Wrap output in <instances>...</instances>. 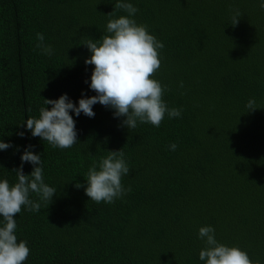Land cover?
I'll return each instance as SVG.
<instances>
[{
	"label": "trees",
	"instance_id": "16d2710c",
	"mask_svg": "<svg viewBox=\"0 0 264 264\" xmlns=\"http://www.w3.org/2000/svg\"><path fill=\"white\" fill-rule=\"evenodd\" d=\"M116 2L0 0V140L13 145L0 150V180L17 182L12 169L31 144L45 183L56 189L51 204L31 194L41 210L25 207L16 216L18 242L30 248L25 264H205L202 226L264 264L261 0H126L138 9L136 22L164 44L153 78L167 86L163 99L181 116L129 130L113 109L96 104L94 118L71 113L79 142L64 150L27 130L44 98L67 94L78 106L82 94L96 95L83 44L107 35ZM236 10L241 17L233 27ZM122 15L116 10L115 18ZM37 33L52 46L51 56L37 48ZM252 99L257 109L249 112ZM122 148L130 168L122 184L131 192L111 205L91 201L89 168ZM23 169L28 175L33 165Z\"/></svg>",
	"mask_w": 264,
	"mask_h": 264
},
{
	"label": "clouds",
	"instance_id": "9594fccd",
	"mask_svg": "<svg viewBox=\"0 0 264 264\" xmlns=\"http://www.w3.org/2000/svg\"><path fill=\"white\" fill-rule=\"evenodd\" d=\"M264 10V0L260 2ZM116 10H122L127 15L115 18ZM138 9L126 0H117L114 11L106 25L107 35L99 41L88 39L83 44L91 53L85 60L86 65L94 66L91 74L90 89L96 93L91 97L82 94L78 106L70 100L67 94L58 99L44 98L46 107L39 109V116L29 117L26 128L32 137H39L53 148L61 150L73 147L78 141L76 121L71 115L79 117L81 113L89 118L95 117L93 106L100 104L114 110L115 117H123L122 125L129 130L139 124H150L160 127L165 116L169 119L181 116L179 108H169L163 99L167 86L153 78L161 68L160 50L163 42L150 34L146 25L138 24L133 18ZM241 13L236 10L232 16V26L240 21ZM39 43L37 48L42 54L51 56L53 48L45 45L43 33H37ZM88 83V81H85ZM180 87L183 88L181 82ZM48 105H51L49 109ZM249 112L255 111V100H249L246 105ZM25 123L19 125L23 127ZM23 137V131L18 133ZM13 147L11 143L0 140V150ZM34 145H28L21 156L19 168L12 169L17 182L10 184L7 179L0 180V264H25L30 248L27 241L20 240L16 235L17 214L23 208L30 212H39L41 203L30 199L31 194L39 197L40 201L51 204L56 195V189L45 183L44 169L40 154H36ZM175 151L177 144L169 146ZM123 148L109 151L99 163H93L86 174L85 194L91 201L109 205L122 198L131 187L125 189L122 177L130 173L128 163L124 158ZM24 163L33 165L30 174L24 173ZM77 188L84 187L77 183ZM198 238L205 247L199 252V259L205 264H253L248 253L237 246H227L217 241L215 229L212 226H202Z\"/></svg>",
	"mask_w": 264,
	"mask_h": 264
}]
</instances>
